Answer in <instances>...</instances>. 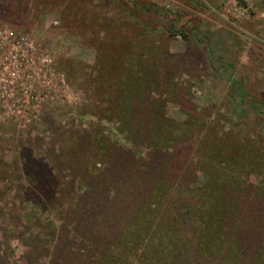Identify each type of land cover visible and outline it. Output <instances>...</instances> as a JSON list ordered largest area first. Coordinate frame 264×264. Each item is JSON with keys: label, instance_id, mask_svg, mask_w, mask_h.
<instances>
[{"label": "rangeland", "instance_id": "1", "mask_svg": "<svg viewBox=\"0 0 264 264\" xmlns=\"http://www.w3.org/2000/svg\"><path fill=\"white\" fill-rule=\"evenodd\" d=\"M0 28L27 46L16 80L29 88L0 106V264H63L87 175L123 195L111 148L143 164L150 144L168 141L120 123L128 110L110 61L140 53L166 117L194 139L175 136L189 147L159 175L175 200L160 211L192 233L165 264H264V0H0Z\"/></svg>", "mask_w": 264, "mask_h": 264}, {"label": "trees", "instance_id": "2", "mask_svg": "<svg viewBox=\"0 0 264 264\" xmlns=\"http://www.w3.org/2000/svg\"><path fill=\"white\" fill-rule=\"evenodd\" d=\"M140 54L131 63H128L122 56L121 61L116 59L110 61L111 68L114 66L120 69V77L117 79L114 75L115 71H113V77L110 75L106 78L112 84L120 85L118 97L124 102L122 108L131 111L123 113V119L119 120L128 131L133 130L134 127L135 131L137 128L142 129V136L137 134L145 141L148 140V143L149 140L154 142L160 135H164L168 141H162L158 145L149 143L152 146L151 152L147 154L146 159H143V164L129 161L132 159L130 157L132 152L128 149L117 145L111 148V154L119 161L118 168L126 170L124 173L121 171L122 178L115 180L118 186L123 184L121 186L124 189L123 195H118L117 191L115 194L111 193L107 179L103 180L102 189L96 188L97 185H93L92 180L89 179L90 176L87 175L84 188L80 191L81 195L78 196V199L81 198L85 204L81 208H77L75 205L69 209L76 222V226L73 228L75 230L73 233L74 248L66 247L62 250L63 253L68 254L63 264L171 263L176 250L179 251L181 244L184 245L182 240L187 235H192L183 229L187 227L186 220L180 218L177 213L160 211L161 203L175 200L174 195H169L167 181L159 175H168L169 171H174L171 169V164L167 166V162L176 163L175 161L178 159L184 158L186 149L189 147L187 145H190L194 139L191 140V133H184L185 121H181V123L166 117L164 103L161 107L159 104L160 94L154 88L148 87L147 84V79L152 76L147 74V70L154 67L144 68L145 75L142 74V69H140V73L138 69L140 66L143 68V65L138 66L139 63L136 62V59L140 58ZM196 112L198 113L199 110ZM164 128H167L166 133L169 134L159 132ZM147 129L149 130L146 131ZM178 135L180 141L187 144V147H183V151L181 148L178 150L179 144L175 143V136L178 137ZM105 148L106 145L102 147L103 150ZM118 153L122 155L120 156L123 157L122 159L118 158ZM151 153H154L158 160L151 158ZM100 162L101 164L107 163L106 170L111 166L114 168V160L112 163L110 159ZM96 163L95 166L98 169L99 166ZM142 171H146L150 176L134 180L133 174L136 172L140 174ZM118 172L120 171L118 170ZM96 176L98 175L96 174ZM155 184H160V186L156 187ZM130 194L133 195L130 196ZM120 196L122 197L120 198ZM171 203L169 208L174 206L175 211H178V204ZM189 211L186 210V213H190ZM184 225L186 226L184 227ZM180 240L182 243L179 244Z\"/></svg>", "mask_w": 264, "mask_h": 264}, {"label": "built area", "instance_id": "3", "mask_svg": "<svg viewBox=\"0 0 264 264\" xmlns=\"http://www.w3.org/2000/svg\"><path fill=\"white\" fill-rule=\"evenodd\" d=\"M26 52L27 46L20 37L7 28H0V106L10 97L15 96V88L20 85L17 83L16 77H19L20 80L23 79L24 76L20 74V71L23 67L27 68ZM19 89L22 97L29 91L25 85H20ZM19 101L20 99L17 97L10 105L15 106L14 102L18 103Z\"/></svg>", "mask_w": 264, "mask_h": 264}]
</instances>
